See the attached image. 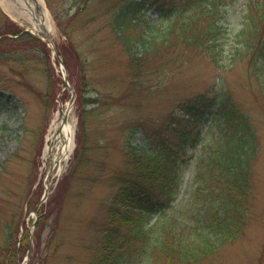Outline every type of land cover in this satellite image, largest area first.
I'll list each match as a JSON object with an SVG mask.
<instances>
[{"label":"rangeland","instance_id":"obj_1","mask_svg":"<svg viewBox=\"0 0 264 264\" xmlns=\"http://www.w3.org/2000/svg\"><path fill=\"white\" fill-rule=\"evenodd\" d=\"M17 1L24 2L0 0V34H37L27 12L17 10ZM244 2L237 0L227 9L222 23L229 32L226 50L234 49V36L242 29ZM42 3L51 42L20 34L16 41L0 43V244L4 225L23 216L32 235L31 244L21 250V263L31 245V264H41L42 258L45 264H93L118 189L113 175L126 166L133 129L152 128L181 101L223 84L252 117L260 137L255 218L242 238L197 264H264V92L250 77L247 62L232 65L228 56L219 68L195 48L160 47L145 57L139 76L141 65L133 64L112 25L121 0ZM143 19L149 25L160 23L153 9L145 10ZM71 89L74 148L61 164H53L59 143L52 139L54 123L58 118L62 122ZM218 123L210 120L205 126V141L216 137ZM134 137L133 145L142 146L141 132ZM41 205L46 224L36 226ZM58 239L62 245L51 257ZM130 264L150 263L143 254ZM153 264L168 261L156 258Z\"/></svg>","mask_w":264,"mask_h":264},{"label":"trees","instance_id":"obj_2","mask_svg":"<svg viewBox=\"0 0 264 264\" xmlns=\"http://www.w3.org/2000/svg\"><path fill=\"white\" fill-rule=\"evenodd\" d=\"M236 1L121 0L112 25L134 65L140 66L160 47L195 48L219 68L229 57L232 65L246 61L250 77L264 92V0H244L242 29L234 36V49L226 50L229 32L222 23ZM147 9L154 10L160 23L146 24ZM20 34L34 37L27 31L3 32L0 43L16 41ZM210 120L219 121V132L205 141ZM138 132L142 146L131 142ZM127 139L126 166L113 175L118 189L93 264H130L143 254L150 264L156 258L168 264H197L245 235L255 218L260 137L227 86L218 84L188 97L152 128L133 129ZM43 208H37L36 226L46 224ZM31 235L23 216L6 223L0 264H21V250ZM61 243L53 242L51 257Z\"/></svg>","mask_w":264,"mask_h":264},{"label":"bare ground","instance_id":"obj_3","mask_svg":"<svg viewBox=\"0 0 264 264\" xmlns=\"http://www.w3.org/2000/svg\"><path fill=\"white\" fill-rule=\"evenodd\" d=\"M35 5L27 4L26 1H17V10H24L27 12V18L31 22L33 28L36 31L45 29L48 33H51V25L49 24L50 18L47 10L43 6L42 0H33ZM69 115V121L67 124L61 123V118L57 119L54 123V130L52 138L54 141H58L57 151L54 154L53 162H62L68 158L74 148L76 122Z\"/></svg>","mask_w":264,"mask_h":264},{"label":"water","instance_id":"obj_4","mask_svg":"<svg viewBox=\"0 0 264 264\" xmlns=\"http://www.w3.org/2000/svg\"><path fill=\"white\" fill-rule=\"evenodd\" d=\"M47 37L49 38V35H47ZM55 51H56V50H55ZM56 54H57V52H56ZM58 58H59V61H60V62H62V60H61V58H60L59 56H58ZM73 100H74V99L72 98V101H73ZM72 101H71V103H72ZM63 122H64V123H66V122H67V116H65V117H64V120H63ZM45 195H46V197H47V192H46V194H45Z\"/></svg>","mask_w":264,"mask_h":264}]
</instances>
